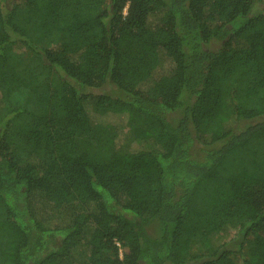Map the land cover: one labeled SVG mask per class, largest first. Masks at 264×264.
<instances>
[{
  "label": "trees",
  "instance_id": "trees-1",
  "mask_svg": "<svg viewBox=\"0 0 264 264\" xmlns=\"http://www.w3.org/2000/svg\"><path fill=\"white\" fill-rule=\"evenodd\" d=\"M3 1L0 264H264V0Z\"/></svg>",
  "mask_w": 264,
  "mask_h": 264
},
{
  "label": "rangeland",
  "instance_id": "rangeland-1",
  "mask_svg": "<svg viewBox=\"0 0 264 264\" xmlns=\"http://www.w3.org/2000/svg\"><path fill=\"white\" fill-rule=\"evenodd\" d=\"M7 1L8 0L3 1L4 6L8 5ZM111 88H112L111 85L107 84L103 88L97 90V92L110 91ZM138 122L146 123V119L144 117H141L140 119H138ZM94 129L95 130L91 132L90 134H88L87 136H84L82 138H75V147L78 149L87 148V149H90L91 151H98L100 149L104 150V145L107 139L111 136L112 129L110 127H105V126H97ZM234 234H235V231H234ZM239 241H240V238L239 237L237 238V236H235L234 241L230 243L229 245V247L234 252V255L236 257H239V251H237Z\"/></svg>",
  "mask_w": 264,
  "mask_h": 264
}]
</instances>
